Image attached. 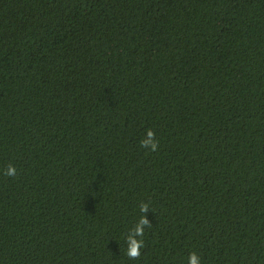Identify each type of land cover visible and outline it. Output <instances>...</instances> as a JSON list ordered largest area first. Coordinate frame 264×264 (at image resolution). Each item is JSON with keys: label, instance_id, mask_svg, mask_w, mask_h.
<instances>
[{"label": "trees", "instance_id": "16d2710c", "mask_svg": "<svg viewBox=\"0 0 264 264\" xmlns=\"http://www.w3.org/2000/svg\"><path fill=\"white\" fill-rule=\"evenodd\" d=\"M191 253L264 264V0H0V264Z\"/></svg>", "mask_w": 264, "mask_h": 264}, {"label": "clouds", "instance_id": "9594fccd", "mask_svg": "<svg viewBox=\"0 0 264 264\" xmlns=\"http://www.w3.org/2000/svg\"><path fill=\"white\" fill-rule=\"evenodd\" d=\"M140 146L142 148H147L149 151L155 152L158 147V141L155 139V134L148 130L146 132L145 138L140 141ZM6 174L10 177H14L17 174L15 167H8ZM151 208L149 202H141L139 205V212L141 213L140 218L136 223L135 233L137 236H144V228L148 225V220L145 218L143 213ZM143 246L142 240H135L131 237L127 240V255L132 258L140 256V249ZM187 264H201L200 257L195 253H191L188 257Z\"/></svg>", "mask_w": 264, "mask_h": 264}]
</instances>
